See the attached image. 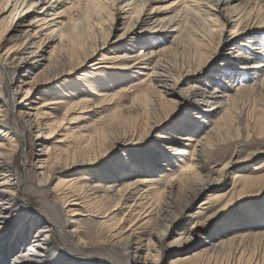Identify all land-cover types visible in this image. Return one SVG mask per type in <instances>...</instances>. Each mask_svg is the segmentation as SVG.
<instances>
[{"label":"bare ground","instance_id":"6f19581e","mask_svg":"<svg viewBox=\"0 0 264 264\" xmlns=\"http://www.w3.org/2000/svg\"><path fill=\"white\" fill-rule=\"evenodd\" d=\"M168 1L0 0V70L6 75V82L0 80V264L6 257L10 264H160L166 251L186 243L194 247L191 258L210 255L207 264L214 254L220 264H264V228L254 223L251 213L226 217L225 229L215 225L211 230L216 233L210 230L235 199L263 192L264 171L256 175L244 168L233 171L229 188L209 191L198 210L187 215L191 221L187 230L167 242L168 233L183 221L181 216L200 193L217 183L230 164L255 154L225 157L215 169L210 164L215 150L251 136L264 138V3L255 15L242 13L233 4L237 6L230 11L231 36L224 37L218 11L230 0ZM151 2L164 3L156 7ZM119 4L120 13L115 15ZM171 5L173 13L168 14ZM67 10L71 14L64 20ZM216 29L221 31L218 44H232L217 65L219 75L211 81L206 69L218 50ZM98 53L101 57L94 61ZM88 65L107 79L105 69L134 77L122 91L135 88L130 105L102 84L91 89L90 81L66 87L70 92L81 85L90 92L87 96L77 91L57 101L32 96L37 84L14 81L17 74L43 66L38 76L48 78L40 83H51ZM236 74L248 80L233 84ZM20 93L22 99L17 101ZM96 94L100 102L93 99ZM247 99L252 100L248 107L241 105ZM51 104L64 108L63 115L58 117L59 107L51 110ZM106 104L115 105L103 115L98 108ZM182 106L183 117L171 122ZM73 113L78 115L68 121ZM214 117L213 126L207 125ZM82 119H87L85 128L79 124ZM27 128L39 133L36 159L43 190L31 192L44 204L40 216L24 209L28 197L23 191L30 175L26 169L20 172L15 161L19 146L26 147ZM63 129L76 139L74 148L62 147ZM29 156L25 155L24 165ZM91 162L92 169L82 170ZM172 164L179 172L160 185L156 173ZM76 167L78 175L69 178ZM53 183L60 202L48 192ZM257 204L260 209L262 203ZM78 206L101 218L108 226V238L89 241L79 236L71 224L81 213ZM208 210L216 212L202 220ZM17 220L20 227L14 232ZM197 232L206 238L198 240ZM90 254L101 257L93 259ZM182 259L174 255L169 264Z\"/></svg>","mask_w":264,"mask_h":264},{"label":"rangeland","instance_id":"374dc122","mask_svg":"<svg viewBox=\"0 0 264 264\" xmlns=\"http://www.w3.org/2000/svg\"><path fill=\"white\" fill-rule=\"evenodd\" d=\"M174 0H169L168 2L171 3ZM231 4L227 5L226 3H222L221 7L219 8L222 11H218L220 13V17H219V22L220 25H225L224 28V37H229L231 36V26H232V19L229 18V16L231 15L230 11L233 10V8L235 6H239V10L242 13L245 12H253V15H255L258 11V8L260 7V5H262L264 3V0H230ZM164 2H151L150 5L152 4V6H160L162 5ZM168 3V4H169ZM233 4H237V5H233ZM121 4L117 5L115 8V10L113 9V11H115V15H118L120 13V9L119 6ZM150 5H146V9H149ZM67 7V6H66ZM174 7V6H173ZM172 5L169 9L168 14H172L173 11H171L173 9ZM118 9V11H117ZM218 9V8H217ZM70 12L69 10H67L66 14L62 17V19L64 20H68V16H70ZM231 21H230V20ZM228 20L231 22H228ZM123 21L122 19H120V22ZM6 24L2 25V29L4 28ZM220 26V27H221ZM118 27H120V24L118 22ZM219 29V28H218ZM217 30V33L215 35V40L217 43V53L213 55L211 61L212 65L209 66L206 70L210 71V75L208 76V78L212 81L213 80V76L217 74L219 75V73L217 72L216 68L217 65H219L224 58L226 57V55L231 52L228 48L229 46H231L232 42L231 41H222L221 43L218 44L219 38H220V34L221 31ZM221 29V28H220ZM255 29V28H254ZM256 32H259V29L256 30ZM242 42L246 43L245 40H242ZM13 44V43H10ZM7 48V46H5L3 48V50H5ZM264 48V47H261ZM137 49V48H136ZM233 52V51H232ZM102 53V51H101ZM101 53H98V55L95 57L96 59L94 61L97 60V58L101 57ZM110 56H112V53L109 54ZM91 62V61H90ZM90 62H88L87 64H89ZM43 66L37 67L36 69H33L30 71L29 74H23L22 76H20L19 74H17L14 78V81H16L19 84H23V82L19 81V80H26L29 82V84H37L35 88H33L32 90V96H43V99L41 101H57L59 99H61L63 97V95L65 96L66 93H71V92H79L78 95L79 96H87L90 92L83 90L84 87H80L79 85H77L76 89H72L70 92H67L68 89L66 87H69L70 84H74V83H79L81 84L82 82H86V81H90L89 84H91L90 86L91 89H93L94 87H96L98 84H102V87H109L108 89L109 92L118 94L120 93V96H124V99L122 100L125 104L130 105V103L133 100L134 97V93H132L135 88L130 89L129 91H124L122 92L123 89V85L124 83H126L127 81L131 80V82L133 81L134 77L132 78H126L125 75H118L120 73V71H116V70H112V69H105L103 72L107 75V77H109L108 79L106 77H102L99 74H95V70H92L89 65L88 66H83L79 69H77L76 71L73 72V75H68L67 73L64 75H60L58 77V79H55L54 81H52L51 83H40L43 80H46L48 78V75H42L40 74L38 76L39 73H41L40 71L42 70ZM99 70H96V72ZM118 72V73H117ZM84 74H89L90 76H85ZM37 76V77H36ZM229 74H227L224 77H228ZM36 77V78H35ZM102 77V78H101ZM215 78V77H214ZM79 79V80H78ZM111 79V82L109 81ZM227 80L229 78H226ZM0 80H3L4 82H6V75L0 70ZM248 80V77H241V74H236L232 83L233 84H242L245 81ZM72 84V85H73ZM227 85L226 83H223V85L221 86H225ZM183 87H185V84L182 85ZM56 87V88H55ZM79 87V88H78ZM66 88V89H65ZM64 89V90H63ZM78 89V90H77ZM8 88L6 86V91L8 93ZM44 90V93H41V91ZM83 90V92H82ZM127 93H130L129 95ZM74 94V93H72ZM74 97V96H73ZM94 100H96L97 102H100V98L99 96H92ZM22 99V94L20 93L18 95V99L17 101H20ZM37 99V98H36ZM37 100H40L39 98ZM252 102V100H244V102H241V105H245L246 107H248L249 103ZM1 103V102H0ZM21 103H25L24 101H21ZM20 103V104H21ZM115 104H106L103 105V107L98 108V110L101 112V114L106 115L110 112V110L114 107ZM23 106V105H20ZM50 107L52 108L51 110H54L55 108L59 107L57 106V104H51ZM167 107V106H166ZM54 108V109H53ZM183 106L181 107L180 110L176 111V113L174 114V116L172 117V120H170L171 122H176L177 119H180L183 117ZM64 112V108L62 109V107H59V110L56 111V115H58V117H60L61 115H63ZM78 114L77 113H73L69 118L68 121H70L71 117H76ZM94 118V117H93ZM93 118L91 120H93ZM70 119V120H69ZM74 120V119H72ZM215 117L211 118L208 120L207 125L209 126H213V124L215 123ZM90 122V121H89ZM81 125H83L82 128H85V124H88L87 119H82V121L79 123ZM117 125H119L121 127V124L116 123ZM21 128L23 127V123L21 122L19 125ZM65 126H70V124L66 121ZM165 126V125H164ZM163 128V127H162ZM86 132H90L89 130H85ZM68 131L63 129L60 131V136H62V139L66 140L64 141V143L62 144V147H69V148H74L76 139L68 133ZM38 130H31V129H26V147L22 148L19 146V148L16 151V165L17 167L21 170L26 169L29 172L30 178L28 179V187L23 191V194H25L28 199L23 202L26 203L24 205V209L31 210L34 214H36L37 216H40L42 214V211L44 209V204L41 202V200L37 197L36 194H34L31 191L36 192L37 194H39L40 192H42V187L39 186V177H38V173H37V156L39 154V151L37 150V142H36V137L38 136ZM62 134V135H61ZM197 137V136H196ZM259 137H252L248 140H243V141H234L232 142L230 145H225L223 148H221L220 150H215V155L213 156V159L211 160V166H214L215 169L221 167L223 161L227 158L229 159L231 156L235 157L236 159L238 158H242L252 152H255V154L251 155L249 159H246V161H239L237 163H232L230 164V166L226 169L224 175L222 177H220V180L213 184L210 185L208 188H206L204 191H202L200 193V195L192 202V204L188 207V210L181 216V218L183 216L182 219L183 221L181 223H179V225L175 228H173L169 233H168V237H167V242H170L172 240H174L177 236H178V232L181 230H187V228L190 225V218L187 217L188 214H190L191 212H195L196 210H198V205L199 203L204 200L207 199V194L209 191L211 190H218V189H227L229 188V183H231V179L233 176V171L235 170H239L241 168L246 169V171H248L249 173H252L254 175L259 174L260 172L263 173L264 170L260 169L259 166H264V138H262V136ZM149 142H147L148 144ZM144 144H142L143 146ZM135 147H139L134 145L133 148ZM263 150V151H262ZM26 154H30L28 158V161H26V164L24 165V160H25V155ZM226 157V158H225ZM115 157L112 156V158L110 159H114ZM189 163H192L194 161H192V159H190L191 157H186ZM195 163V162H194ZM93 166V162L90 163V166L88 167H84L82 170L84 171H88L90 169H92ZM170 168V170H167V168ZM80 167H76L74 168L71 172H69V178L73 177L74 175H78V169ZM197 168V167H196ZM257 168V169H256ZM259 168V169H258ZM264 168V167H263ZM178 171V166L176 164H172L171 166L165 165L163 168H161L160 172H157L155 177L156 179L160 180V185H164V182L167 180V178L171 177V175L177 174ZM21 178V177H18ZM55 183V182H54ZM54 183L51 185L50 189L48 188V192L49 194H52V199L59 201V195L57 192H55L53 190V185ZM157 185V184H156ZM35 186V187H33ZM33 187V188H32ZM260 190V189H259ZM262 191V190H261ZM260 192V191H259ZM258 192H252L249 194H246L244 196H240V198L235 199L234 203H232V205H230V207L228 209H226V211H221V213H219L218 215H220V217H217L216 219H214V222L212 223V227L211 228L218 226L219 230H223V228L225 229V227L222 228L223 224V219L226 217H232V216H236V217H240L241 215H239V213H251L250 216H252V220L255 221L254 223L259 224L260 228H264V190L262 193H260L259 195L257 194ZM257 194V195H254ZM262 203V206L260 207V209H258V202ZM78 208L80 209V214L74 216V220L71 222L72 226L74 228L77 229V231L80 232V237L83 239H88L89 241L92 238L97 237L98 239H105L108 238V234H109V229L108 226H104V224H102V220L101 218H98L97 216L94 215H88V211H85V208L78 206ZM257 208V209H254ZM251 211V212H250ZM216 212V210L212 211V210H208L206 211V213L202 214V220H206L208 216L214 214ZM74 222V223H73ZM255 224V225H256ZM229 225V224H228ZM227 225V226H228ZM226 226V227H227ZM254 226V225H253ZM20 227V224L18 222V220L16 222H14L13 224V229L14 232ZM209 231V230H208ZM211 233H216V230H211ZM204 233L201 232H197L195 236H197V239H205L206 237L204 236ZM144 238H147V235L144 236ZM144 243H147V240L144 239ZM59 241V240H58ZM60 242V241H59ZM66 244V243H65ZM66 247L72 251V246L70 244H66ZM194 247L191 246V244L186 243V245L182 248L180 247H175L172 249H169L168 251H166V253L164 254V256L162 257L160 264H169L170 262V258L174 255L180 254L181 257L185 258L182 259V261L178 264H207L208 260L210 259V255L208 254H202L199 255L197 257H192L191 256L194 254V250L192 249ZM183 250V251H182ZM98 254V253H97ZM97 254H90L89 257L90 258H99L101 256H98ZM99 255H103L102 252L99 253ZM215 255V254H214ZM211 258L210 264H216L215 260L218 261L217 264H220L222 261L221 259H217L216 257ZM70 258V257H68ZM191 258V259H190ZM10 257H6V259L4 260V264H10ZM135 259H133V257H130V262H134ZM225 260V259H224ZM223 260V261H224ZM128 262V261H127ZM226 261H224L222 264H224ZM56 263V261L54 262V264ZM138 264H152L151 262H137ZM90 264H94V263H90Z\"/></svg>","mask_w":264,"mask_h":264}]
</instances>
